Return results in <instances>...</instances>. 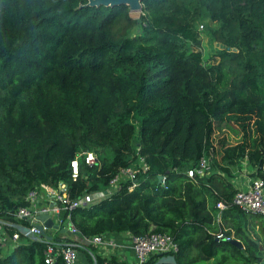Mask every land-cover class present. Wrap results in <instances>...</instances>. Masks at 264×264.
Segmentation results:
<instances>
[{
  "label": "trees",
  "instance_id": "obj_1",
  "mask_svg": "<svg viewBox=\"0 0 264 264\" xmlns=\"http://www.w3.org/2000/svg\"><path fill=\"white\" fill-rule=\"evenodd\" d=\"M141 5L135 19L126 5L0 0V222L12 238V225L29 226L17 214L31 208V193L63 183L76 201L109 191L121 169L133 168L140 171L133 190L122 178L113 194L59 218L83 240L171 236L177 264H264V216L233 204L235 166L246 160L257 178L264 165V0ZM204 23L224 47L216 67L191 47ZM227 130L240 141L232 144ZM87 152L96 154L94 166ZM203 157L210 175L189 178ZM221 233L230 241L218 240ZM19 242L0 252V264H46L49 246L74 248L95 264L70 238L68 245L22 235Z\"/></svg>",
  "mask_w": 264,
  "mask_h": 264
},
{
  "label": "built area",
  "instance_id": "obj_2",
  "mask_svg": "<svg viewBox=\"0 0 264 264\" xmlns=\"http://www.w3.org/2000/svg\"><path fill=\"white\" fill-rule=\"evenodd\" d=\"M85 162L89 166H94L97 163V156L93 152H87L84 154ZM143 163L144 172L149 170V167L141 160ZM71 168L73 172V178L76 180L79 176V161L74 160L71 163ZM212 169V162L203 157L198 165L192 169L186 171V175L194 179L195 177L204 178L210 175ZM139 170L133 168L121 169L119 174L116 175L110 182V195L119 189V184L122 178L129 179L132 183L131 190L138 186L137 175ZM262 177L252 178L249 182V187L244 191H239L234 198L233 204L240 210L246 213L258 214L264 216V165L261 167ZM164 183V179H163ZM67 185L61 183L58 189H53L46 192L45 195L56 203V208L52 211L57 219L55 223L60 227L67 226V221L65 223L59 218L60 214L63 212L72 211L73 209L79 208L81 206H88L96 202V193H91L83 196L81 199L72 201L69 199ZM43 194L33 192L29 195L28 201L31 204V208L20 209L17 217L21 220L28 222L27 226L31 230L32 238L40 239V231L36 227L40 223L36 220L38 213H48L50 211L46 208L39 207L42 202ZM217 208L220 210L227 209V206L223 203H219ZM70 220V217L68 218ZM69 222L70 228L75 232L73 225ZM68 226V227H69ZM4 224L0 222V245L7 241L6 232L4 229ZM26 227V226H25ZM66 227V228H68ZM51 231L47 230V236H50ZM21 234L16 233L12 238L8 239V242L16 245L20 239ZM218 240L224 239L225 241H230V238H226L224 234H219L217 236ZM41 240V239H40ZM45 240V239H43ZM46 241V240H45ZM93 243L99 246L104 245V240L102 237H96L93 239ZM55 244V243H54ZM57 245V244H55ZM132 250L134 251L138 264H146L151 258L157 257L159 259L162 256H176L179 251V247L171 236L163 234H149L143 237H133L132 239ZM62 257L65 264H81L79 261V252L71 247L68 248H54L49 246L46 252V264H54L55 260Z\"/></svg>",
  "mask_w": 264,
  "mask_h": 264
},
{
  "label": "crops",
  "instance_id": "obj_3",
  "mask_svg": "<svg viewBox=\"0 0 264 264\" xmlns=\"http://www.w3.org/2000/svg\"><path fill=\"white\" fill-rule=\"evenodd\" d=\"M243 166L246 167V164H243ZM249 174L246 176H239L234 180V184L236 188L239 191H244L249 187V182L252 180L251 168L249 167ZM110 195V192L107 190L106 192H98L96 193V202H100L101 200L105 199ZM42 204L41 206L43 208H46L50 211V216L53 220L57 222V219L55 218V215L53 214V210L56 208V203L50 200L46 195H43V198L41 200ZM68 227L70 224L67 221ZM59 233V232H58ZM50 236L54 237V234L52 232L50 233ZM55 238V237H54ZM72 239L74 241L75 245L82 246L86 252H88L90 255H92L95 259V264H97V258L110 261L112 258H116L118 260L119 264H138L137 257L132 250V239L133 236L130 234H109L106 235L103 238L104 245L99 246L93 243V240L89 239H77L74 236L68 237L67 235L60 234L56 237V239H61L62 243L60 245H68L67 239ZM10 244V242H8ZM7 242L0 245V252H2L3 247H5ZM10 246V245H9ZM96 247V248H95ZM97 249V253L93 250ZM79 261L81 264H89L88 257L84 253L79 252Z\"/></svg>",
  "mask_w": 264,
  "mask_h": 264
},
{
  "label": "water",
  "instance_id": "obj_4",
  "mask_svg": "<svg viewBox=\"0 0 264 264\" xmlns=\"http://www.w3.org/2000/svg\"><path fill=\"white\" fill-rule=\"evenodd\" d=\"M126 5L130 8L131 12H139L142 9L141 0H89V6L91 7H115ZM159 183H163V177H159ZM36 220L40 223L36 227L40 231V239H45L49 243H55L60 245L62 243L61 239H55L52 236H46V231L59 232L60 234L67 235L68 237L74 236L75 238H80L78 232H74L70 226L60 227L55 223L48 213H38ZM12 227L22 236L32 237L31 230L28 227L21 225H12ZM233 244L243 249V245L238 241H233ZM156 264H177L176 256H162L158 259Z\"/></svg>",
  "mask_w": 264,
  "mask_h": 264
},
{
  "label": "rangeland",
  "instance_id": "obj_5",
  "mask_svg": "<svg viewBox=\"0 0 264 264\" xmlns=\"http://www.w3.org/2000/svg\"><path fill=\"white\" fill-rule=\"evenodd\" d=\"M140 15V11L139 12H132V16L137 19ZM202 26L204 27V29H202V27H199V32H198V41L195 43L191 44V47L194 51H199L202 54L203 57V63L205 66L207 67H216L219 65L221 59L219 57V51L220 50H224V47L221 46L220 44L216 43L213 39L210 38V36L208 35L207 32V24H202ZM214 26H216V24H214ZM235 51V50H234ZM140 126H141V122H137L136 124V129H134V134H139L140 131ZM227 135L232 136V132L227 130L226 131ZM241 134L238 135H234L231 137V143L232 144H236L240 141L241 138ZM224 136H221V139H223ZM226 138V137H225ZM220 140V139H219ZM243 164H246L245 166H235L233 172L236 174V176H246V174L248 175L249 173V165L247 164V161L245 160ZM66 226V225H65ZM6 234V233H5ZM52 234H54V237L56 239V237L59 236L58 232H52ZM7 237V243H8V239H10V237L6 234ZM53 237V238H54ZM77 239H81V238H77ZM19 242V241H18ZM21 242V241H20ZM19 242V244H20ZM10 244L8 243L5 247H3L2 249V254L5 255L6 253H8V251L11 249V246H9ZM96 248V247H95ZM96 253L98 252L97 249L93 250Z\"/></svg>",
  "mask_w": 264,
  "mask_h": 264
}]
</instances>
